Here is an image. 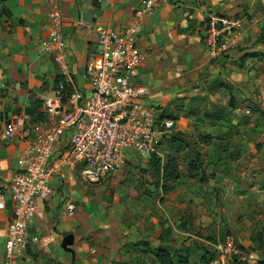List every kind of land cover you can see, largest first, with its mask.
Wrapping results in <instances>:
<instances>
[{
  "label": "crops",
  "instance_id": "crops-1",
  "mask_svg": "<svg viewBox=\"0 0 264 264\" xmlns=\"http://www.w3.org/2000/svg\"><path fill=\"white\" fill-rule=\"evenodd\" d=\"M140 1L56 0L65 42L63 53L74 86L84 92L89 91L86 63L97 48V25L116 31L136 26L137 43L149 53V58L134 71V81L150 85L152 94L148 99L154 98L155 88L172 86L173 83L172 88L179 97L198 104L196 108L200 114L193 119L198 118L202 122L195 123L199 127L194 134L203 139L193 147L206 157L213 170L227 172L229 169L231 175L235 159L222 160L223 153L239 150H242L239 153H249L253 145L250 137L260 132L263 125L250 127V114L237 107L236 98L239 97L234 95L233 106H230L229 99L224 101L221 95L225 88L237 83L234 69L246 72L245 80L254 84L251 80L254 79L255 68L251 66L258 59L241 58L252 51L264 54V42H257L262 33L260 29H264V0H167L160 8L144 15L138 24L135 10ZM52 7L45 0H0V186L17 170V156L27 146L19 133L9 136L4 132L6 123L16 117L22 118L25 128H28L49 118L37 105L41 102L42 106L43 97L50 93L56 78L60 77L55 53L46 52L42 45L47 38ZM214 14L244 18L245 29L240 45L248 49L230 52L211 64L210 80L215 97L188 98L193 95L192 90L182 93L178 86L184 87L182 89L191 86L189 78L198 69L192 67L197 50L195 42L201 39L204 25ZM237 59L239 66L235 63ZM245 104L243 101L240 103L241 107ZM37 110L40 111L35 115ZM261 135H264V130ZM245 145L247 151L243 150ZM253 148L256 152L255 146ZM60 152L61 149L56 150L54 158ZM246 156L249 158L248 154ZM133 157L134 154L129 153L121 170L96 185L85 182L76 169L62 167L64 177L55 175L49 182L52 195L38 201V209L29 227L31 237L36 240L30 243L21 264H158L150 249L173 248L165 246L171 240L169 233L177 231L174 224L169 228L159 220L170 221L178 213V218L184 222V205L193 195L198 197L202 189L197 183L192 195L186 185L178 188L182 185L178 180L175 188L178 190L171 198L176 203L169 202L170 205L166 202L164 204L168 206L164 207V204L160 205L161 196L159 199L148 198L134 191L137 186L128 190L127 186L134 177V167L139 164ZM238 158L239 155L236 156ZM222 176H217L212 182L221 180ZM5 194L8 196L7 192ZM67 203L75 206L72 215L65 211ZM155 207H161L163 211L157 213ZM10 216L11 203L7 201L6 208L0 210V264ZM229 223L227 229L232 232L236 229L239 264H258L264 260V241L255 242L242 234L244 229H249V224L245 221L237 224L236 220Z\"/></svg>",
  "mask_w": 264,
  "mask_h": 264
},
{
  "label": "built area",
  "instance_id": "built-area-1",
  "mask_svg": "<svg viewBox=\"0 0 264 264\" xmlns=\"http://www.w3.org/2000/svg\"><path fill=\"white\" fill-rule=\"evenodd\" d=\"M45 1L53 7L47 38L42 45L46 52L55 53L61 80L42 99L43 111L49 118L28 128L17 117L5 125L7 135L19 133L27 146L17 156V170L0 186V210L6 208L7 201L11 203L2 264H21L30 243L36 240L31 237L30 222L38 209V201L52 195L51 178L64 177L62 167H72L85 182L99 184L123 168L129 153L158 155L160 140L176 124L171 118L161 117L155 106L145 102L151 88L134 81V71L149 58V53L137 43L136 26L120 31L101 25L95 27L97 48L86 63L89 91L84 92L70 78L56 0ZM166 1L141 0L135 10L136 23H141L144 15ZM244 29L245 20L241 16L211 15L202 32L207 57L222 58L234 50ZM59 149L61 152L54 158ZM74 209L72 203L65 205L68 215ZM213 247L210 264H231L234 256L240 254V248L228 234Z\"/></svg>",
  "mask_w": 264,
  "mask_h": 264
},
{
  "label": "rangeland",
  "instance_id": "rangeland-1",
  "mask_svg": "<svg viewBox=\"0 0 264 264\" xmlns=\"http://www.w3.org/2000/svg\"><path fill=\"white\" fill-rule=\"evenodd\" d=\"M260 30L264 38V29ZM195 43V48L197 50L195 51L196 56L193 60L192 67H198V69H195L194 74L189 78V84H191V86L182 89L184 87L179 85L178 89H180L182 93L192 90L191 93L193 95L187 96L188 98L194 96L192 99H197L203 95H212L215 97L216 92L212 89V81L210 80V78H212L211 64L214 63V60L221 58L212 60L207 57L205 51H202L203 39L197 40ZM253 46L254 43L252 47ZM247 49L248 48L242 47L239 43L231 52H242ZM235 63L236 66H239L238 59ZM251 68H255L254 79L251 80L254 84H250L249 81L245 80L244 76L246 72L240 73L237 69H234V79L237 83H234L235 86L230 85L229 88H225L221 95L225 98L224 101H226L227 98L229 99L230 95L239 97L236 98L237 107L239 106L241 111H248L250 114V127L263 125L260 132H256V134H252L254 136L250 137L253 145L251 151L250 148L248 149L250 151L249 153H239V151L242 150L237 151L238 153L236 151L233 153H229L228 151L223 153L224 158H222V160L235 159L233 160L235 161L234 170L231 175L228 172L229 169L226 170L227 172H225V170H220L218 172L215 169L213 170L212 167H209L210 163L206 161V157L202 156L204 161V178L200 180V173H197L195 179L189 178L188 176V163L193 157L192 151L195 150L193 145L196 146L198 141L203 139H199V137L194 134L196 128L198 130L199 127V125L195 123L202 122V120L198 118L195 120L193 119L196 115L198 117L200 114V110L196 108L198 104L186 102L184 98L179 97L172 88V86H174L173 83L172 86L165 85L164 87L155 88L153 90L154 98L145 100L147 104L155 106L160 112L163 111L166 116H170L171 118L177 117L174 130L168 134L171 139L167 140L162 138L159 142L158 156L163 161H165L167 155L174 156L178 160L180 170L179 185L182 183L178 188H182V186L184 187V185H186V187L191 190L192 195L194 194L193 191L197 183L200 184V189H202L198 193V197L193 195L187 205H184V212L182 214L184 215L182 217L185 220L184 222L183 219L180 218V220L178 218V213L170 218V221L168 219L164 220V218L159 220L160 222L168 224L169 228L171 224H174L175 230H177L174 231L173 234L169 233V239L171 240H169V243H167L165 247H173L176 250L178 249V252L188 250L190 253L189 260L192 264H210V261L214 257L213 245L217 240H220L222 236L228 234L234 237L235 241L237 240L236 229L234 232L227 229V225L230 224L229 222L232 220H236L237 224L242 223V221H245V224H249V229H244V233H242L245 237L250 236V240L254 239L255 242L264 241V183H261V181L264 180V135H261V132L264 130V59L256 60ZM180 78H182V76ZM173 81L175 82L176 80ZM244 82H246L245 86H241ZM143 83L150 88L149 84L144 81ZM192 85L194 86L192 87ZM187 89L190 90L188 91ZM242 101L247 103L244 107L240 105ZM37 106L39 108L42 107L41 102H39ZM199 106L202 108L203 104ZM228 108L229 107H226V110H228ZM39 111L40 110H37L35 115L37 112L39 113ZM39 120L41 119L39 118ZM228 121H230V119ZM253 146H255L256 152ZM243 150L247 151L246 145L243 146ZM133 154V158L139 164L134 167V177H132L131 183L129 182L127 186L128 190H134L137 186V189L134 191L141 195H146L148 198L152 196L159 199L161 196L162 201L160 205L166 202L168 204H175L176 200L172 201L171 198L174 197L173 193L178 190V188L175 189L176 183H174V185L172 183L169 184L173 185V188L167 192L163 191L160 187H156L154 183L155 178L152 176V170L148 164L149 156L141 155V153ZM245 154H248L249 158L247 156L244 157ZM238 155L239 158L236 159ZM249 166L250 172L248 171ZM220 175H223L221 180L217 179L215 182H212ZM228 176L231 177L225 179V177ZM168 204L162 206L166 207ZM155 211L161 213L163 210L161 207H155ZM241 250L245 251L243 249ZM236 263H239L238 260H236Z\"/></svg>",
  "mask_w": 264,
  "mask_h": 264
},
{
  "label": "trees",
  "instance_id": "trees-1",
  "mask_svg": "<svg viewBox=\"0 0 264 264\" xmlns=\"http://www.w3.org/2000/svg\"><path fill=\"white\" fill-rule=\"evenodd\" d=\"M202 38L203 35L201 34V39ZM257 42H264L262 33L259 36ZM248 58H256L258 60H262L264 59V54L257 51L247 52L242 56L241 59L245 60ZM60 80L61 78L57 77L54 84H56ZM233 103L234 95H230L228 104L230 106H233ZM160 116L171 118L170 116H166L163 111L160 113ZM171 119L176 121L177 117H172ZM163 139L170 140L171 137H169V135H165L163 136ZM192 152L193 157L189 160L188 163V176L189 178H195L197 173H200V180H202L204 178V161L202 155L196 150H193ZM148 164L152 170V176L155 178L154 183L156 187H160L165 192L170 191L173 188L174 183H176L180 178L179 163L174 156L167 155L165 161H163L158 155L153 154L149 156ZM171 183L173 185H169ZM224 236H222V238ZM150 252L155 256L158 264H192L189 260L190 253L188 250L178 252L176 249L173 248H151ZM236 260H238V262L240 263L239 255L234 256L231 264H239L236 263ZM258 264H264V260L259 261Z\"/></svg>",
  "mask_w": 264,
  "mask_h": 264
}]
</instances>
